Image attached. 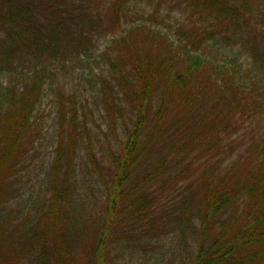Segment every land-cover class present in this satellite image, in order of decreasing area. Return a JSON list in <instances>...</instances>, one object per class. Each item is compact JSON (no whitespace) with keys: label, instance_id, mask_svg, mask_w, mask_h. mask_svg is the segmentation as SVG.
I'll return each mask as SVG.
<instances>
[{"label":"trees","instance_id":"1","mask_svg":"<svg viewBox=\"0 0 264 264\" xmlns=\"http://www.w3.org/2000/svg\"><path fill=\"white\" fill-rule=\"evenodd\" d=\"M137 5L156 8L151 24L161 7H179L178 39L133 22ZM255 13L245 0H0V264H173L177 255L179 264H264ZM107 31L121 34L107 46L114 56L101 55L108 66L96 87L116 149L98 157L83 102L54 89V70L90 58ZM48 89L58 93L57 128L35 200L22 173ZM84 153L92 187L80 175Z\"/></svg>","mask_w":264,"mask_h":264},{"label":"rangeland","instance_id":"2","mask_svg":"<svg viewBox=\"0 0 264 264\" xmlns=\"http://www.w3.org/2000/svg\"><path fill=\"white\" fill-rule=\"evenodd\" d=\"M249 2L252 10L257 11L254 14L256 20L259 22V26L264 30V15L262 20L258 19V12L264 7V0H245ZM87 5V3H85ZM91 4V3H90ZM93 4V2H92ZM97 7H91V10H96ZM107 8V7H105ZM104 8V9H105ZM99 10H103V6H99ZM155 7H149L148 5H137L133 8L132 12H136L132 17V21L136 22H147L149 25L157 27L161 30L167 31L174 40L178 39L177 37V27L179 22L182 20V12L179 7H161L158 12L157 22L150 23L148 17L150 14L155 11ZM106 17L104 22H107L109 15L108 11L105 12ZM185 17V15H184ZM164 19V22H163ZM130 21V22H132ZM99 26L98 28H100ZM121 34V31L116 33L106 32L105 35L93 39L92 45L90 47L91 52H95L94 55L90 58L85 59L84 61H74L73 63H66L63 67L53 69L54 72L59 76L56 85L53 86L56 89V86H62L67 91L68 94L77 95L79 101H82L84 104V112L87 116L88 123L91 125L93 130L99 139L100 142H94V149L97 152L98 157L101 154L104 157H107L111 154L110 149H116V140L113 136V133L110 131L107 120V113L104 109V102L102 101V94H98V88L96 84L99 81L100 75L104 73L107 69L108 61L104 59L101 55L105 50H108L111 57L114 56L115 51L109 50L107 46L111 44V39L113 34ZM100 66V67H99ZM9 78L6 79L8 81ZM57 114H58V93L48 89L45 93L41 106L38 108V111L35 116V123L37 128V140H36V150L33 153L31 164L27 167V170H24L22 173L23 185L27 194H31L35 200L42 197L43 190L45 189V179L47 168L52 158V151L54 147V129L57 128ZM93 118V119H92ZM96 122V126L93 123ZM99 128V129H98ZM94 136V137H95ZM248 139H251V134L248 135ZM247 139V140H248ZM110 143V145H109ZM85 156V153H84ZM86 164H84V171H80L82 175L83 182L86 185L91 187L95 185L96 174L92 171L91 164L88 163V160L85 156ZM103 162V161H102ZM86 165L90 167L89 170H86ZM83 173V174H82ZM90 203L95 201V212L100 213V204H101V195L97 189L94 191H89ZM93 210V208H92ZM177 255V254H176ZM130 256H126V261ZM179 255L177 257H172L173 264H179ZM120 261V259L118 260ZM147 264H153V259L149 260ZM165 264V263H164Z\"/></svg>","mask_w":264,"mask_h":264}]
</instances>
